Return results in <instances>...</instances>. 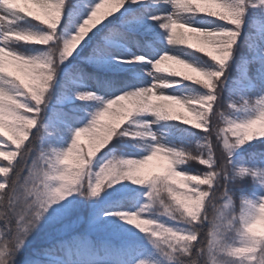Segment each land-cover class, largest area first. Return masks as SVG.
Masks as SVG:
<instances>
[{"label":"snow or ice","instance_id":"1","mask_svg":"<svg viewBox=\"0 0 264 264\" xmlns=\"http://www.w3.org/2000/svg\"><path fill=\"white\" fill-rule=\"evenodd\" d=\"M245 2L117 0L119 10L127 4L126 11L136 14L135 9H139L140 15L156 21L159 28L165 30V39L170 46L182 50L186 45V48L198 51L203 56L205 49L210 48L207 57L216 67H201L195 61L186 60L175 53H161L154 60L147 61L151 64L146 69L147 75L152 77L150 84L130 88L102 101L103 106L91 115L88 123L72 131L71 141L63 149L37 147L36 141L40 139L43 128L40 123L31 139L16 148L18 156L15 163L0 169L5 173L11 169V173L0 181V225L6 228V231L0 232V241L3 237L9 238L0 242V264H13L16 254L21 251L49 206L81 182L92 158L117 137L128 138L147 154L139 159L113 155L104 160L95 171L94 180L90 174L88 192L81 195L96 197L103 186L124 180L147 186L144 193L147 202L138 210L103 213L105 216H117L140 232L149 234L147 238L157 250L158 258L151 261L138 258L133 264H228L230 259L239 260L240 264L245 261L248 264L253 261L264 264V233H257L253 228L258 219H264V166H247L233 159L234 150L254 138L252 126L258 121L264 122V46L259 48L258 54L243 60L239 66L241 79L260 89L259 98L250 100L237 94L238 99L233 100L230 96L223 110L220 107L221 90L228 79L225 68L237 50L236 42L246 11ZM255 2L264 8V0ZM101 3L102 0H97L77 26V31L65 38L57 33V27L64 10L71 9V0H0V124H3L5 115L12 118L11 127L19 129L21 133L15 143L20 144L29 137L33 125L42 120L38 114L42 113V106L46 107V93L58 75L60 65L72 56L90 29L105 21L100 22L97 18ZM202 3L209 6H201ZM29 4L37 7L43 18L35 14ZM165 5L168 6L167 10L153 14V9H162ZM203 13L235 26V30L229 27L218 30L198 28L186 19L188 15ZM25 17L45 26L46 30L21 27L17 22ZM178 28L187 29V32L177 31ZM261 39L264 40V36ZM12 42L44 47L31 54L14 48ZM104 51L99 47L93 55H101ZM113 59L123 64L147 60L140 55ZM7 63L27 79L9 71ZM251 63L258 65L254 74L249 73ZM188 70L198 73L200 78L191 75ZM168 77L190 81L206 92L184 98L168 95L162 89L180 82ZM74 95L83 101L102 100L87 89L76 91ZM26 99L34 102L33 105L29 106ZM122 101L128 103L122 104ZM114 105L117 107L114 108ZM174 105L186 107L193 113L197 121L194 128L203 132V135L195 138L192 147H170L149 127L158 121L168 120L188 125L190 121L176 112ZM234 109L248 115L240 119L230 118L229 114ZM109 114L114 119L111 122L103 121L102 118ZM138 114H151L153 119L135 120ZM129 121L136 127H125ZM85 131L95 137L94 145L86 153L77 143V137ZM255 136L264 137V130ZM158 156L164 161L156 165L160 170L145 171V165ZM192 162L204 167L195 172L178 170L179 165ZM176 176L184 178L179 186ZM246 179L259 185L260 194L253 192L249 196L242 185ZM152 205H162L169 215L179 212L188 227L173 228L140 214ZM205 221L208 225L206 230ZM162 245H166V248ZM57 248L65 250L66 258L52 260L49 264H97V258L84 240L70 243L59 239L44 251L52 256ZM28 264L41 262L30 260Z\"/></svg>","mask_w":264,"mask_h":264},{"label":"trees","instance_id":"2","mask_svg":"<svg viewBox=\"0 0 264 264\" xmlns=\"http://www.w3.org/2000/svg\"><path fill=\"white\" fill-rule=\"evenodd\" d=\"M96 2L97 0H71L72 7L64 10L57 27V33L65 38L74 34L77 31V26L86 18L91 6ZM201 6L207 7L208 5L202 3ZM119 8L120 5L117 0H102L101 7L97 10V18L100 19V22H103L104 19L105 21L90 29L72 56L60 65L58 75L52 82L48 93H46V107L42 106V113L38 114V118L42 116V120H39L36 126L33 125L29 137H26L20 144L15 143L16 138L21 135L20 130L11 127V117L4 116V122L0 124V169L15 163L18 156L16 148L22 147L27 139H31V135L35 134L36 128L40 127V123L43 124V128L41 129L40 139L36 141L37 147L66 148L71 141L72 131L85 126L91 119V115L103 106L102 101L111 99L130 88L150 84L146 78H140L133 73L131 68L133 63L117 69L98 67L95 64L97 60L115 57L114 54L121 57L140 55L156 58L158 45H169L165 39V30L160 29L156 21L140 15V10L135 9V5H133V9H135L136 14L126 11L128 9L127 4L120 10ZM167 9L168 6L165 5L162 9H153L152 12L154 14L156 11ZM245 9L246 11L242 17L243 24L236 42L237 50L227 62L225 68L228 79L225 81L220 94L221 110H223L224 103L230 96L233 100H236L238 99L237 94H240L250 100H255L252 91L258 92L260 95L258 87L252 86L250 82L241 79L239 66L243 60L258 54L259 48L264 46V40L261 39L264 36V8L257 4L255 0H251V2L246 0ZM32 10L35 14L42 16L37 7L32 8ZM216 10L219 11V9ZM113 14L114 16H110ZM205 15L206 13L188 15L186 19L211 17ZM221 22L235 30V26L224 21ZM17 23L21 27H31L37 31L46 30L45 26L39 25L35 20L27 17ZM177 31L187 32L182 28L177 29ZM189 42L192 43V41ZM12 46L22 52L31 54L41 51L44 47L40 44L21 45L15 42H12ZM99 47H102L105 51L101 55L94 56L93 53ZM183 47L184 52L192 53L195 56L197 59L195 62L199 66L205 68L216 67L210 57H207L210 48L205 49V56H203L198 51L186 48V45ZM6 67L15 75L27 79L12 64L7 63ZM248 67L249 73L254 74L258 65L251 63ZM191 75L200 78L198 73L193 72ZM82 89L93 91L102 100L83 101L77 99L74 93ZM168 90V95L182 98L195 97L206 92L201 86L190 81H186L182 85L169 87ZM25 102L29 106L34 103L30 99H26ZM121 103L127 104L128 102L122 101ZM113 107L117 106L114 105ZM174 110L181 113L190 123L187 125L180 121L168 120L158 121L153 125H149V127L163 143L170 147H192L195 138L203 135V132L194 128L197 121L194 114L186 107L174 105ZM144 115L138 114L134 119L140 121L139 118ZM229 115L230 118L240 119L248 114L234 109ZM102 119L105 122H111L114 117L109 114ZM124 126L136 127L131 121L126 122ZM261 130H264V122L258 121L251 129L254 138L234 150V161L247 166H264V137L255 136ZM77 143L84 148L86 153L94 145L95 137L90 132L85 131L77 137ZM146 154L141 148L135 147L134 142L129 141L128 138H114L108 146L101 149L92 158V162L86 167L81 182L74 185L73 190L66 196L49 206L48 211L44 213L36 227L32 229L21 251L16 254L13 264H28L30 260H39L41 264H49L52 260L65 259L66 253L62 248H57L52 256L47 255L44 251L59 239L70 243H74L76 240L86 241L97 258V264H133V261L138 258L148 261L158 258L157 250L153 248L147 238L149 234L140 232L135 226L128 224L117 216L103 215L105 212L116 210H138L142 204L147 202V197L144 195L147 190L146 185H135L128 180H124L111 186H103L96 197L81 195L82 192H88L89 176L92 174L94 180V173L104 160L113 155L139 159ZM162 163L164 161L159 156L154 157L148 165H145L144 170L158 171L160 169L156 165ZM202 167L204 166L192 162L179 165L178 170L195 172ZM10 173L11 169L8 173L0 171V181L5 179L3 176ZM175 180L177 186H179L183 183L184 178L176 176ZM242 185L250 197L253 192L260 194L259 185L253 184L251 179H246L242 182ZM140 214L173 228L184 229L188 227L185 221L180 218L179 212H173L171 215L166 214L162 205H152ZM207 226V221H205V230ZM253 228L257 233H264V219H258ZM4 231H6V228L0 225V232ZM7 239L9 238L3 237L0 242L7 241ZM162 247L166 248V245H162ZM228 264H240V261L230 259ZM244 264H248V262L245 261ZM252 264H255V261Z\"/></svg>","mask_w":264,"mask_h":264},{"label":"rangeland","instance_id":"3","mask_svg":"<svg viewBox=\"0 0 264 264\" xmlns=\"http://www.w3.org/2000/svg\"><path fill=\"white\" fill-rule=\"evenodd\" d=\"M28 6L31 9L35 7L31 4H29ZM187 21L190 22L193 26L198 27V28H203V29L218 30V29L223 28V27H229L228 25L221 22L220 20L215 19V18H211V17H204V18L192 17L190 19H187ZM178 29L180 30V28H178ZM182 29L184 30V28H182ZM185 30H187V29H185ZM163 52L175 53V54L180 55L184 59L189 60V61H196L197 60L192 53L184 52L183 50H181L177 47L170 46V45L164 46L162 49L158 48L157 57ZM114 55H116V57H121L118 54H114ZM113 58L114 57H108V58L100 60V61L97 60V61H95V64L98 67H106L109 69H117V68H120V67H123L124 65H126V64L120 63L117 60H114ZM146 58H147L146 61L136 62L132 65L131 68L133 70V73L136 76H138L140 78L144 77L149 81V83H151L152 77L147 75V72H146V69H149L151 67V64L148 63L147 61L154 60L155 58H148V57H146ZM169 63L174 64V62H169ZM188 71L190 74L193 73V72H191V70H188ZM168 79L169 80H179L180 82L175 84V86L182 85V84L186 83V80H182L179 77H168ZM162 91L165 92L166 94L169 93L168 88L162 89ZM252 96L257 99L259 97V94H258V92L252 91ZM152 119H153V117L151 116V114H145L144 116L139 118L140 121H143V120L150 121ZM150 125H153V124H150Z\"/></svg>","mask_w":264,"mask_h":264}]
</instances>
